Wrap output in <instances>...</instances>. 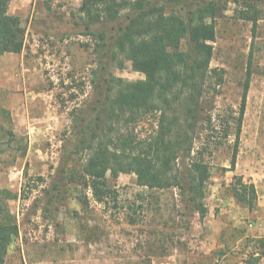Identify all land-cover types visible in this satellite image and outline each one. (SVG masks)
<instances>
[{
	"label": "rangeland",
	"instance_id": "1",
	"mask_svg": "<svg viewBox=\"0 0 264 264\" xmlns=\"http://www.w3.org/2000/svg\"><path fill=\"white\" fill-rule=\"evenodd\" d=\"M81 4L82 0L9 4V14L18 16L25 29V49L0 56V190L17 196L7 203L19 226L5 264L253 262L252 253L263 249L262 239L247 235L239 242L228 231L220 239L224 249L208 230L219 229V224L209 223L211 214L219 216L218 222L228 215L220 216V205L233 208L229 203L236 202L246 208L233 196L237 188L244 191L238 177L247 187L264 184V0H256L260 18L255 31L252 22L239 18L238 11L244 8L236 0H226L216 20L211 69L223 71V83L217 94L205 96L204 115L213 120L211 126L203 124L202 139L195 144V151L205 148L203 157L211 168L203 198L206 219L190 204L184 189L149 192L137 185L133 173L111 180L118 197L108 205L96 202L84 185H64L62 177L67 174L60 171L66 166L64 144L71 140V113L89 109L96 100L91 84L96 42L90 32L111 27L96 24L87 29L79 13ZM249 72L237 163L230 171ZM109 73L131 82L145 79L128 61L123 68L110 63ZM156 121L155 115L148 116L137 132L151 134ZM84 158L76 156L70 164L81 168ZM190 164L188 157H180L183 178Z\"/></svg>",
	"mask_w": 264,
	"mask_h": 264
},
{
	"label": "trees",
	"instance_id": "2",
	"mask_svg": "<svg viewBox=\"0 0 264 264\" xmlns=\"http://www.w3.org/2000/svg\"><path fill=\"white\" fill-rule=\"evenodd\" d=\"M10 1L0 0V56L20 54L25 49V29L18 16L9 14ZM236 2L244 8L238 11L239 18L252 22L255 31L260 18L256 0ZM225 3L226 0H82L79 13L87 29L96 24L111 27L90 32L96 42V67L91 71L96 100L89 109L71 113V140L64 144L62 161L66 166L60 171L67 174L62 177L64 185H84L96 202L108 205L118 197L111 180L133 173L137 185L149 192L184 189L201 218L206 216L203 198L211 168L203 157L205 148L195 151V144L202 139L203 124L211 126L213 120L211 115H204L205 96L217 94L223 83V71L211 69V62L217 39L216 20ZM124 60L145 79L131 82L109 73L110 63L123 68ZM250 76L249 72L244 84L230 171L236 168ZM150 115L156 116L157 127L151 134L141 136L137 125ZM9 134L14 135L12 131ZM80 155L85 161L76 168L70 163ZM182 156L191 162L187 178L178 167ZM242 181L238 177L244 191L237 188L233 196L254 210L256 188ZM14 198L17 196L11 191L0 190V264H5L9 246L19 235V226L7 203ZM261 244L264 248V240Z\"/></svg>",
	"mask_w": 264,
	"mask_h": 264
},
{
	"label": "crops",
	"instance_id": "3",
	"mask_svg": "<svg viewBox=\"0 0 264 264\" xmlns=\"http://www.w3.org/2000/svg\"><path fill=\"white\" fill-rule=\"evenodd\" d=\"M256 188L258 198L254 210L242 208L239 207L236 202H230L229 204L233 208H229L225 204H222L220 205V207H218L220 208V216L228 214L226 215V218L224 217L223 221L218 222L217 219L219 216L215 213L210 215L209 223L219 224V229L215 228L208 230V233L211 235V237L218 242V248H221V246H223V248L225 249L224 242L222 243L220 239L225 234V232L228 231H233L234 235L231 236H238L237 239L239 240V242L242 240V238H245L244 236L247 235L255 239L264 240V184L262 186L261 184L257 185ZM204 225H206V223H204ZM244 258H247L246 254L244 255ZM251 258H254L252 264H264V248L261 250V252H253ZM240 264H244V262ZM248 264H250V262Z\"/></svg>",
	"mask_w": 264,
	"mask_h": 264
},
{
	"label": "built area",
	"instance_id": "4",
	"mask_svg": "<svg viewBox=\"0 0 264 264\" xmlns=\"http://www.w3.org/2000/svg\"><path fill=\"white\" fill-rule=\"evenodd\" d=\"M251 226V225H250Z\"/></svg>",
	"mask_w": 264,
	"mask_h": 264
}]
</instances>
